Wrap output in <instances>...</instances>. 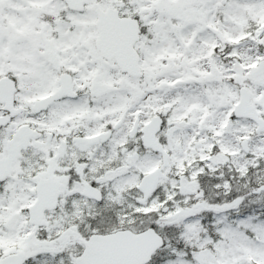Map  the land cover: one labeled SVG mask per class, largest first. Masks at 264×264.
<instances>
[{
	"label": "snow or ice",
	"instance_id": "6c2138e0",
	"mask_svg": "<svg viewBox=\"0 0 264 264\" xmlns=\"http://www.w3.org/2000/svg\"><path fill=\"white\" fill-rule=\"evenodd\" d=\"M0 264H264V0H0Z\"/></svg>",
	"mask_w": 264,
	"mask_h": 264
}]
</instances>
